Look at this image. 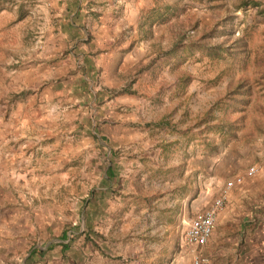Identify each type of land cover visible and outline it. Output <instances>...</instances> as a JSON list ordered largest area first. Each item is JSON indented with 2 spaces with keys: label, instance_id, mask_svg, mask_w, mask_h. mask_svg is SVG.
<instances>
[{
  "label": "rangeland",
  "instance_id": "rangeland-1",
  "mask_svg": "<svg viewBox=\"0 0 264 264\" xmlns=\"http://www.w3.org/2000/svg\"><path fill=\"white\" fill-rule=\"evenodd\" d=\"M5 3L0 131L12 137L0 148V247L19 215L24 235L8 246L70 245L45 264H191L184 236L192 219L227 182L261 166L260 183L218 224L230 225L224 247H235L241 211L264 212V0H80L91 29L106 9L111 21L123 18L114 62L100 57L97 41L65 44L75 0H57V9L49 0ZM47 52L63 87L19 100L21 88L46 86L19 75ZM96 61L90 90L83 67Z\"/></svg>",
  "mask_w": 264,
  "mask_h": 264
},
{
  "label": "crops",
  "instance_id": "crops-1",
  "mask_svg": "<svg viewBox=\"0 0 264 264\" xmlns=\"http://www.w3.org/2000/svg\"><path fill=\"white\" fill-rule=\"evenodd\" d=\"M51 5L57 9V0H49ZM76 1V0H75ZM79 3L76 4V9L73 10L69 4H67V12H68V20L66 26L69 27L68 32L70 33V37H67L66 35L62 34L61 37L65 38V44L67 42H72L73 44H96V41L101 44V50L103 51L102 57L105 59V61L110 60L111 62H114L115 59H120L118 55L116 54V51L112 50V44L115 42L117 38L120 37L121 33L124 31L125 25L123 22V18H121V21H111V18L113 16L109 15L111 14L109 9H106V13H102V17L100 18V22L96 23L97 25L95 28L91 29V22L86 21L89 19V16L87 15V8H83L80 6V0H78ZM128 2V0H126ZM8 3H5V0H0V19L4 16L7 8ZM11 6H15V8L18 7V5L12 4ZM93 11V10H92ZM86 12V14H84ZM109 13V14H108ZM113 14V13H112ZM78 20H76V18ZM84 18V19H82ZM2 20V19H1ZM81 20V21H80ZM133 20H135V17H133ZM17 21V20H16ZM17 22L21 23V19ZM132 24L133 22L130 21ZM12 24V23H11ZM9 24V25H11ZM101 24V25H98ZM92 32V35L94 39H89V32ZM97 31V32H96ZM84 36H88L87 41H84ZM68 38V39H67ZM55 43H57V39H53ZM70 42V44H71ZM75 42V43H74ZM49 43V41H48ZM77 48V47H76ZM81 53H79L80 55ZM52 52H47L43 55H36L34 57H31L29 61L26 63H23L21 66V72L22 74L19 75L20 79L23 80V83L27 85L30 84H36L39 83L42 80L47 79L48 82H46V86H44L43 90L39 89H32V92H23L24 90L21 88L22 93H17L16 96L21 101H26L29 99V96H31L34 100H38L40 96H47L49 97V91L50 89L54 87H58L59 89L63 87V85L60 83L58 84V81L55 80L57 77V71L55 68H51L49 66L50 60H51ZM80 57V56H77ZM118 57V58H117ZM40 58H44V61ZM55 58V57H52ZM82 58V57H80ZM92 56L88 54V56L85 55L84 60H91ZM80 60V59H79ZM83 60V59H82ZM45 62V63H44ZM111 64V63H110ZM110 64H107L106 66L109 67ZM99 66L97 61L95 64L89 63V65H84L83 69L86 70V75L84 76L85 81L89 85V89L92 90L94 88V82L91 83L93 80V74L95 67ZM117 66V65H116ZM51 70L52 74L49 73ZM107 71V70H106ZM20 72V73H21ZM56 72V73H55ZM23 77V78H22ZM75 77L70 80L71 83L74 82ZM29 87V86H27ZM27 90H29L27 88ZM9 125V127L12 126V121L10 120L9 123H6ZM8 127V128H9ZM11 132L10 131H0V148H2V145L5 141H9ZM12 137V136H11ZM21 141H27V143L32 142L34 143L35 137L34 136H23L20 135ZM39 143V142H38ZM36 143V145H38ZM264 152V151H263ZM111 166L108 167V170ZM264 168V167H263ZM107 170V172H108ZM115 173V169L113 167V174ZM264 173V169L262 171ZM260 182L258 180H253V178H246L244 183L236 189L235 192H231L228 196L226 206L225 208L220 212L218 219H217V227L213 234V237L211 238L209 244L204 249V253L206 256L209 257L211 264H235L243 262L244 264H264V222L262 221L260 224H257L258 222L254 223V221H259V217L261 216L264 220V212L258 211L257 213H254L253 211L249 212L247 210L246 213H244V210L241 211V214L243 217H241V223L243 224L240 227V235L234 241H237V243L234 245L235 247H224L226 245V240H228V232H230L229 224L227 223L226 226L223 228H218V224H222L225 218V221H229L232 219V216L235 211V204H240L243 202L244 197L242 194L250 190L255 186V184H259ZM2 188L7 187V185L3 182L1 183ZM0 197L4 198L6 201L7 194L4 192V190L0 191ZM249 200V198H248ZM240 209H248L243 207H239ZM256 216V218H253ZM13 220H17L18 222L15 223L13 227L10 226L8 229V234H10L11 239H5L2 242L4 245H1L0 247V264H14L10 262V255H12L13 258H19L23 257V262L21 264H45L47 262V255L49 252L53 251L55 248H60V252L67 253L69 250H71L70 245L66 241H63L62 246L63 247H10L8 244L13 243L16 241L17 238H20L24 235V230L21 229L24 225L23 219H18L19 215H15L12 217ZM21 226V228L19 227ZM26 227H24L25 229ZM23 230V231H22ZM27 230V229H26ZM12 238L14 240H12ZM256 238V239H255ZM244 240V241H243ZM42 252V253H41ZM190 260H192V256L189 252ZM233 257V258H232ZM11 259V260H12ZM232 263H231V261ZM241 260V261H240ZM192 264V262H191Z\"/></svg>",
  "mask_w": 264,
  "mask_h": 264
},
{
  "label": "built area",
  "instance_id": "built-area-1",
  "mask_svg": "<svg viewBox=\"0 0 264 264\" xmlns=\"http://www.w3.org/2000/svg\"><path fill=\"white\" fill-rule=\"evenodd\" d=\"M261 169V166H253L248 169L245 175L237 176L227 182L221 195L215 199L213 204L192 219L184 236V244L192 256V264H211L209 257L204 253V249L213 237L218 216L225 207L229 194L240 187L246 178L257 176Z\"/></svg>",
  "mask_w": 264,
  "mask_h": 264
},
{
  "label": "trees",
  "instance_id": "trees-1",
  "mask_svg": "<svg viewBox=\"0 0 264 264\" xmlns=\"http://www.w3.org/2000/svg\"><path fill=\"white\" fill-rule=\"evenodd\" d=\"M76 3H79V1L78 0H76ZM113 174V166H111L110 168H109V170H108V177H109V179L111 180V175L110 174ZM42 253V252H41Z\"/></svg>",
  "mask_w": 264,
  "mask_h": 264
}]
</instances>
